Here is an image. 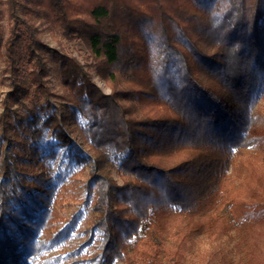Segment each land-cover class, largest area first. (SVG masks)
Masks as SVG:
<instances>
[{
    "label": "trees",
    "instance_id": "obj_1",
    "mask_svg": "<svg viewBox=\"0 0 264 264\" xmlns=\"http://www.w3.org/2000/svg\"><path fill=\"white\" fill-rule=\"evenodd\" d=\"M0 4L9 22L0 42L14 75L0 116V264H185L192 239L210 230L221 204L236 224L263 221L264 188L246 200L232 183L240 160L260 143L253 132L264 129V107L252 110L256 95L264 101V0ZM43 22L83 41L110 84L111 94L102 93L77 59L56 53L61 98L85 118L89 152L57 114L31 120L19 144L30 158L12 148L13 106L22 97L35 104L54 96L45 81ZM19 49L29 60L26 76ZM48 133L70 152L67 162ZM74 164L90 168L88 240L48 257L84 219L78 212L67 221L58 211ZM26 167L41 170L30 175ZM85 248L93 253L84 256Z\"/></svg>",
    "mask_w": 264,
    "mask_h": 264
},
{
    "label": "rangeland",
    "instance_id": "obj_2",
    "mask_svg": "<svg viewBox=\"0 0 264 264\" xmlns=\"http://www.w3.org/2000/svg\"><path fill=\"white\" fill-rule=\"evenodd\" d=\"M0 9L4 11L0 4ZM9 22L5 15L0 17V33L2 37L8 36ZM42 41L47 45L49 50L42 55L45 64V81L50 91L54 94L51 97H43L31 104V97H22L21 101L13 106L17 111L14 128L16 134L12 133V148L14 152H18L21 157L30 158L27 153L20 151L19 144L26 142L25 137L29 135V125L35 115L41 116L42 119L50 114H57L64 117V130L67 135L80 146L84 152H89L88 145L83 138L82 129L85 125V118L77 114L67 101L61 97H65L66 90L62 84L60 77V62L55 58L56 53L66 54L80 62L84 70L88 72L92 78V82L106 95L111 94V87L108 81L100 76L94 69V61L90 56V52L85 43L81 40H67L61 35L55 34L51 30L47 22H43L39 26ZM2 42V41H1ZM0 42V116L4 111L3 103L7 99L8 93L12 90V75L7 70L6 57L4 49ZM22 60L26 62L24 51L19 49ZM29 67L23 73L28 75ZM259 107H264L262 96L256 95L253 100L252 110L255 111ZM253 134L260 138V143L252 148L246 154L245 160L242 162L237 171H233V185L236 190H242L246 200L250 198L261 188H264V129H257ZM1 136V132H0ZM55 145L54 149L58 151V160L68 161L70 152L66 147L56 146L57 141L51 140L48 133L44 137ZM30 145V143L28 144ZM26 146V145H24ZM23 146V147H24ZM20 151V152H19ZM27 155V156H26ZM30 160V159H29ZM40 168L26 167V171L30 175L39 174ZM64 170V166L62 168ZM89 166L72 165L65 177V191L63 193L62 205L58 208L59 214L68 221L78 213H84V219L76 228L73 237L63 246L57 247L48 254V257H55L74 252L83 246L88 240L85 233L88 226V206L87 197L89 192L86 189V182L89 178ZM113 177L120 182L117 170L114 169ZM214 213V212H213ZM216 219L210 230L204 234L195 236L187 253L185 264H264V218L255 225L236 224L233 222L229 210V206L221 204L215 212ZM93 250L85 248L82 254L90 255ZM76 256L74 258H77ZM73 260V259H72ZM115 264H120L116 262Z\"/></svg>",
    "mask_w": 264,
    "mask_h": 264
}]
</instances>
